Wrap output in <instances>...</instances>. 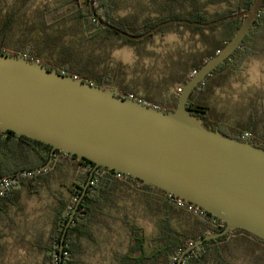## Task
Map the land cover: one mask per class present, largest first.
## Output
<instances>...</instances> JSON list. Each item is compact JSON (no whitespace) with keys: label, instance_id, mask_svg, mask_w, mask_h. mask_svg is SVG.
I'll return each instance as SVG.
<instances>
[{"label":"trees","instance_id":"16d2710c","mask_svg":"<svg viewBox=\"0 0 264 264\" xmlns=\"http://www.w3.org/2000/svg\"><path fill=\"white\" fill-rule=\"evenodd\" d=\"M39 1L41 5L37 4ZM253 2L94 0V10L106 23L141 36L170 20L208 24L244 12ZM129 8L131 12H127ZM242 24L243 19L210 28L169 25L136 42L99 24L92 14L90 0H0V53L38 61L49 71L81 78L97 87L112 88L117 97L129 99L132 95L135 101L170 112L177 109L180 96L175 90L169 92L170 88L176 83L184 88L192 75L234 38ZM173 27L200 35L205 51L190 67L184 66V73L178 70L180 79L171 80L169 87L159 90L161 97L145 93L149 100H166L165 107L135 95L127 87L129 82L124 87L122 63L111 62L102 69L89 63L103 42L113 43L109 38L103 41V30L121 38L122 44L138 45ZM77 38L78 43L88 42L91 47L89 60L83 58L80 62L81 52L71 49ZM263 43L264 9L233 56L214 70L202 89L192 95L189 108L208 112L212 118L210 109L194 97L207 93L212 80L235 74L248 60L262 56ZM43 55L46 63L41 62ZM197 117L202 119L200 115ZM243 122L237 124L241 130L213 120L204 123L230 138L264 149V113L257 117L251 110L249 125L241 127ZM244 132H250L252 138L242 139ZM257 133L260 135L256 136ZM51 152L52 147L47 144L0 131V180L12 181V188L0 195V224L3 225L0 249L9 230L24 252L38 260L36 264H177L189 246L209 234L220 233L227 226L207 212L194 213L186 203L179 207L178 200L137 179L105 167L95 168L94 163L64 152L56 151L52 157ZM48 163V167L41 169ZM34 198L48 201L46 226L19 233L17 229L20 218L26 215V203ZM76 207L75 217L65 233ZM182 264H264V242L243 231L231 230L187 253Z\"/></svg>","mask_w":264,"mask_h":264},{"label":"water","instance_id":"95a60500","mask_svg":"<svg viewBox=\"0 0 264 264\" xmlns=\"http://www.w3.org/2000/svg\"><path fill=\"white\" fill-rule=\"evenodd\" d=\"M90 2L99 24L136 42L169 25L210 28L235 19H243V24L224 49L190 78L177 109L170 112L117 97L112 88L49 71L37 61L0 53V131L47 144L52 157L56 151L64 152L94 163L95 168L137 179L226 223L220 233L189 246L177 264L204 242L231 230L264 242V149L211 129L197 117L205 111L189 108L192 95L207 77L240 47L264 9V0H254L248 10L208 24L170 20L141 36L106 23L96 14L94 0Z\"/></svg>","mask_w":264,"mask_h":264},{"label":"rangeland","instance_id":"374dc122","mask_svg":"<svg viewBox=\"0 0 264 264\" xmlns=\"http://www.w3.org/2000/svg\"><path fill=\"white\" fill-rule=\"evenodd\" d=\"M37 4L41 5V1ZM131 10L132 8H129L127 12H131ZM121 14L124 15L123 12ZM101 36H103V41L109 38L113 43L103 42L101 48L94 52V58L91 60L89 59L92 51L88 42L85 44L78 43V38L75 39L71 49L75 52H81L80 62L85 58L89 60V63H95L100 69L105 68L111 62L122 63L125 66L123 70L125 72L123 76L125 79L124 87L126 86L125 83L129 82L127 87L135 91V95L159 106H167V101L158 98L155 99L158 103H155L154 99L146 98L145 93L155 94L154 98L161 97L162 95L158 93L159 90H165L169 87L173 83L170 82L171 80L180 79L181 74L178 70L184 73V66L187 64L189 65L187 67H190L205 51V44L200 35L180 27L166 29L150 41L138 45L122 44L121 38L108 34L104 30ZM262 47L264 49V43ZM263 54L258 58L248 60L241 71L226 75L221 79L212 80L210 90L207 93L197 94L194 97L195 101L204 103L210 109L211 120L241 130L237 124L244 121L241 127L248 126L251 110L256 113L257 117L259 113H264ZM45 58L46 56L43 55L40 58L41 62L46 63ZM171 75L172 79H170ZM179 87L181 86L176 83L169 92L173 93ZM257 129L256 131L259 130ZM259 135L256 134V136ZM47 203V200L36 198L27 201L26 215L20 218V226L17 229L19 233H25L26 230L35 226L45 228L48 220L45 217ZM2 226L0 224V227ZM6 233L8 236L5 237L3 248L0 249V264H36L38 260L24 252L20 242H17V238L9 234V230Z\"/></svg>","mask_w":264,"mask_h":264},{"label":"built area","instance_id":"2783aa9c","mask_svg":"<svg viewBox=\"0 0 264 264\" xmlns=\"http://www.w3.org/2000/svg\"><path fill=\"white\" fill-rule=\"evenodd\" d=\"M38 62V61H37ZM183 90V87H179L177 89V92L178 93H181ZM129 99H132L134 100V96H130ZM135 101V100H134ZM138 102H141V101H138ZM142 103V102H141ZM144 104V103H143ZM242 139L244 140H248V139H251L252 138V134L250 132H244L242 135H241ZM12 188V181L10 180V178H3L0 180V195H3L4 193L8 192L10 189ZM183 204H185L183 201H179L178 200V206H183ZM191 206V205H190ZM194 213H197L198 211H200L199 209L191 206L190 208Z\"/></svg>","mask_w":264,"mask_h":264},{"label":"flooded vegetation","instance_id":"af4514ba","mask_svg":"<svg viewBox=\"0 0 264 264\" xmlns=\"http://www.w3.org/2000/svg\"><path fill=\"white\" fill-rule=\"evenodd\" d=\"M190 109L192 110V111H197V110H195L194 108H192V107H190ZM201 116V115H200ZM201 118H202V120L205 122V123H208L211 119L209 118V116H208V112H206L205 113V115H203V116H201Z\"/></svg>","mask_w":264,"mask_h":264}]
</instances>
